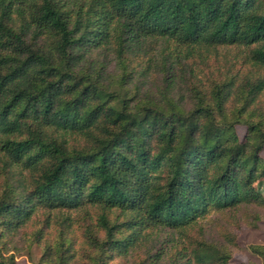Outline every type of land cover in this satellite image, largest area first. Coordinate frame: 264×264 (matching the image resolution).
<instances>
[{"label": "trees", "instance_id": "1", "mask_svg": "<svg viewBox=\"0 0 264 264\" xmlns=\"http://www.w3.org/2000/svg\"><path fill=\"white\" fill-rule=\"evenodd\" d=\"M263 148L264 0H0V235L98 207L97 264L142 244L137 264H228L237 227L264 216Z\"/></svg>", "mask_w": 264, "mask_h": 264}, {"label": "rangeland", "instance_id": "2", "mask_svg": "<svg viewBox=\"0 0 264 264\" xmlns=\"http://www.w3.org/2000/svg\"><path fill=\"white\" fill-rule=\"evenodd\" d=\"M110 55L109 70L104 76L106 82L117 79L121 70L116 61L112 59L113 55ZM94 56L96 57L93 53L88 55L89 58H94ZM213 63L214 60H211L209 66L203 65L202 71L199 70L200 79L207 86L223 78L218 64L212 65ZM145 80L151 92L157 91L155 93L157 96H161V88L168 83L158 73L149 74ZM174 80L173 92L184 96L186 106L192 105L193 85L198 84L195 76L181 73ZM236 130L241 139L247 134V126L244 123L236 124ZM261 155L264 157V148ZM257 186L264 193V181L258 182ZM98 211V207L87 206L76 210L39 211L37 217L28 221L19 230L0 235V260L13 258L16 264H56L59 258L58 251L63 249V255L67 259L66 264H97L100 251L98 247L93 246L91 238L102 239L104 237L102 231L96 230ZM212 216L216 217L217 214L213 213ZM64 217L68 219L65 224H62L61 220ZM236 232L237 246L232 247V258L228 264H263L261 258L251 251L250 245H264V216L251 221H243L237 227ZM68 245L69 251L66 250ZM144 247L142 244L131 249L127 254H115L114 256L110 251L104 250L106 253L101 255L102 259L106 260V264H137L145 256ZM70 254H72L71 258Z\"/></svg>", "mask_w": 264, "mask_h": 264}]
</instances>
